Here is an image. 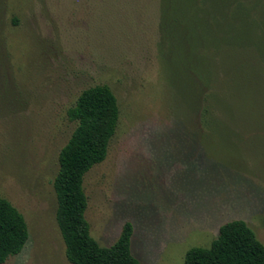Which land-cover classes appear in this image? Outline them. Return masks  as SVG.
I'll return each mask as SVG.
<instances>
[{
  "label": "rangeland",
  "instance_id": "obj_1",
  "mask_svg": "<svg viewBox=\"0 0 264 264\" xmlns=\"http://www.w3.org/2000/svg\"><path fill=\"white\" fill-rule=\"evenodd\" d=\"M161 6L0 0V197L29 230L24 250L4 264H71L54 181L76 129L68 111L98 85L120 110L106 160L84 176L85 216L100 246L114 245L130 222L140 264H184L234 220L264 245V58L236 101L223 97L221 119L237 132L203 131L199 85L176 72L181 58L169 52Z\"/></svg>",
  "mask_w": 264,
  "mask_h": 264
},
{
  "label": "trees",
  "instance_id": "obj_2",
  "mask_svg": "<svg viewBox=\"0 0 264 264\" xmlns=\"http://www.w3.org/2000/svg\"><path fill=\"white\" fill-rule=\"evenodd\" d=\"M160 18L165 37L169 35V52L181 58L176 72L180 68L189 84L199 85L203 131L237 132L221 119L227 100L223 97L236 101L250 69L258 70L264 58V0H162ZM211 85L216 90L209 91ZM68 118L76 129L60 152L54 181L56 219L67 260L71 264H140L131 248L132 223L124 225L114 245L102 247L92 237L85 216L84 176L106 160L120 118L117 98L107 85L86 89L69 109ZM28 240L23 214L0 197V264L20 254ZM184 264H264V245L245 221L234 220L220 228L209 248H191Z\"/></svg>",
  "mask_w": 264,
  "mask_h": 264
}]
</instances>
